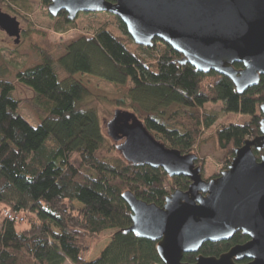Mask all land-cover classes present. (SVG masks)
Returning <instances> with one entry per match:
<instances>
[{"label":"trees","instance_id":"obj_1","mask_svg":"<svg viewBox=\"0 0 264 264\" xmlns=\"http://www.w3.org/2000/svg\"><path fill=\"white\" fill-rule=\"evenodd\" d=\"M4 1L16 3L0 0V5ZM41 1L47 8L49 0ZM113 18L117 33L100 27L82 35L68 43L57 60L36 50L42 63L17 73V82L33 93L30 103L40 117L37 127L17 114L15 87L0 78V264H64L66 260L71 264H162L155 243L124 232L131 220L121 195L130 191L161 207L174 190L186 191L190 181L126 163L116 150L118 143L106 135L99 116L103 101L115 110L133 112L159 142L182 154H197L201 145L212 140L215 150L224 155L222 171L235 149L259 133L263 76L256 86L238 94L226 77L180 64L182 56L159 40L153 41L152 48L135 45L125 26ZM55 20L66 26L75 22L67 21L64 12ZM58 71L66 77L59 79ZM77 74L114 85L117 96H92L74 78ZM218 102L224 113L242 114L249 120L221 125L207 136L218 116L203 108ZM253 152L257 160L264 155V149ZM204 164L197 157L202 178ZM5 212L22 221L8 219ZM106 231H110V244L88 261ZM247 240L238 232L229 241L207 242L196 254H185L182 261L193 264L198 256L219 257Z\"/></svg>","mask_w":264,"mask_h":264},{"label":"water","instance_id":"obj_2","mask_svg":"<svg viewBox=\"0 0 264 264\" xmlns=\"http://www.w3.org/2000/svg\"><path fill=\"white\" fill-rule=\"evenodd\" d=\"M47 12L52 18L64 12L69 22L80 13L111 14L135 45L152 48L159 40L182 56L180 64L226 77L238 94L264 77V0H49ZM0 30L19 43V22L1 10ZM259 113L258 135L235 149L224 171L204 180L197 155L166 147L133 112L114 110L106 135L126 163L190 181L161 207L123 192L131 220L124 232L155 243L162 264H187L185 254L241 232L244 244L219 257L198 256L193 264H264V155L257 160L253 152L264 149V103Z\"/></svg>","mask_w":264,"mask_h":264},{"label":"rangeland","instance_id":"obj_3","mask_svg":"<svg viewBox=\"0 0 264 264\" xmlns=\"http://www.w3.org/2000/svg\"><path fill=\"white\" fill-rule=\"evenodd\" d=\"M15 4L13 1H4L3 4L0 5V10L2 12L16 18L21 29L18 44H14L13 39L9 38L0 30V78L13 84L15 87L13 96L19 102L17 114L30 126L37 127L40 123V117H38L31 107L30 100L33 98V93L17 82V73L42 63L41 57L36 50L44 51L57 60L64 54L67 44L71 41L82 35H90L100 27L117 33V25L114 23L113 16L108 13H80L75 20H73L75 22L71 26H66L65 24L58 23L55 18L50 17L47 8L41 0H25L24 2H22V0H16ZM22 5L25 6V8H22ZM11 7L21 13L23 17L15 14L11 10ZM144 57L147 56L144 55ZM58 77L59 79H64L66 75L58 71ZM74 78L80 82L92 96L114 98L118 94L117 87L98 78L83 74H77ZM174 109L175 108H173L172 111ZM114 110L115 107L112 106L111 103L107 101L101 103L99 107V116L105 124L111 119ZM203 111L212 112L218 116L211 131L206 133L207 136L211 135V133L221 125L243 124L249 120V116L242 114L224 113L222 103L220 102L205 104ZM196 153L195 155H197V157L205 160L204 180L212 175L220 174L225 165L224 155L215 150L212 140L209 139L201 145ZM74 207L80 208V205L74 203ZM109 235L110 231H106L102 234L103 240L98 245L93 246L88 261L96 259L110 244ZM64 264L71 263L66 260Z\"/></svg>","mask_w":264,"mask_h":264},{"label":"built area","instance_id":"obj_4","mask_svg":"<svg viewBox=\"0 0 264 264\" xmlns=\"http://www.w3.org/2000/svg\"><path fill=\"white\" fill-rule=\"evenodd\" d=\"M5 216L8 218V219H10V220H18L19 219V221H22V218H13V216L11 215V214H9L8 212H5Z\"/></svg>","mask_w":264,"mask_h":264},{"label":"flooded vegetation","instance_id":"obj_5","mask_svg":"<svg viewBox=\"0 0 264 264\" xmlns=\"http://www.w3.org/2000/svg\"><path fill=\"white\" fill-rule=\"evenodd\" d=\"M244 262H246V261H244Z\"/></svg>","mask_w":264,"mask_h":264}]
</instances>
